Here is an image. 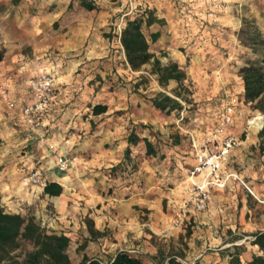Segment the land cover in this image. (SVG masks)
<instances>
[{"label":"crops","instance_id":"1","mask_svg":"<svg viewBox=\"0 0 264 264\" xmlns=\"http://www.w3.org/2000/svg\"><path fill=\"white\" fill-rule=\"evenodd\" d=\"M87 1L93 9L79 0H0V87L14 102L9 107L0 99V206L9 213L24 215L30 205L38 216L52 214L53 232L68 236L67 251L85 257V264L110 261L134 244L145 258L155 257L159 251L152 238L178 235L181 230H169L168 221L182 216L190 181H203L201 174L188 177L196 163L191 139L203 143L217 124V112L235 100L226 134L240 138V145L221 165L223 186L207 187L206 212L186 209L207 227L197 226L183 249L186 262L229 264L227 253L240 236L264 230V153L259 132L245 122L257 111L244 103L238 68L229 62L239 54L237 32L245 16L253 18L264 38V0L149 2L147 10L156 21L146 27L149 34L158 33L156 40H148L149 51L159 61L155 52H165L184 73L181 81L169 79L161 86L148 72L155 84L149 96L146 88L139 89L140 78L125 60L120 29L113 26L139 5ZM40 71L51 74L54 84L48 106L35 113L34 128L21 108L32 103L27 82ZM158 93L178 101L181 109H155L151 100ZM191 103L198 112L189 115ZM97 104L106 110L94 115ZM172 124L180 136L172 147L146 155L139 141L129 147L131 159L123 160L131 132L155 144L172 134ZM61 154L74 158L65 171L56 164ZM127 165L135 167L131 173L114 176L113 170ZM34 169L41 172L43 185L22 181ZM156 171L161 174L157 183ZM50 182L62 187L58 196L43 193ZM254 252L255 246L246 245L241 263Z\"/></svg>","mask_w":264,"mask_h":264},{"label":"trees","instance_id":"2","mask_svg":"<svg viewBox=\"0 0 264 264\" xmlns=\"http://www.w3.org/2000/svg\"><path fill=\"white\" fill-rule=\"evenodd\" d=\"M79 2L85 9L90 10L94 7L92 1L79 0ZM155 21L156 19L150 11H145L140 18L126 19L120 31L119 40L129 67L137 71L143 65H150L149 72L156 76L159 85L165 86L169 79L181 81L184 78V73L176 63L162 65L159 59L149 51V43L143 26H149ZM157 36L158 33H151V41L156 40ZM248 45L260 57L247 61L238 70L243 88L242 97L244 103H249L253 110L260 112L264 117V38L256 28H253ZM151 102L153 107L160 111L170 112L181 109V104L178 101L163 93L156 94ZM105 110V105L97 104L92 107L94 115L101 114ZM258 134L260 138L259 151L264 153V118L263 127ZM126 140L129 146L125 150L123 160L131 159L129 147L139 141L142 142L146 155H155L158 152L155 144L146 138L140 139L135 133L131 132ZM176 140L173 144L177 143ZM61 191L62 187L54 182L46 183L43 187V193L49 196H58ZM89 232L93 235L96 234L91 229ZM251 237L252 240H245L233 246V250L227 253L230 256L229 264H264V230L251 235ZM241 238L240 236L238 240ZM22 240L31 243L32 248L23 254L20 261H14L11 253L17 249ZM68 245L69 237L65 234L49 231L41 227L32 216L9 213L0 206V264L2 262H7V264H72L67 253ZM246 245L255 246L257 252L251 253L249 260L241 263L240 257ZM84 260L87 259L84 257ZM149 260L147 262L137 255L119 251L109 264H183L176 256L162 258L159 261L152 257ZM87 264L102 263L99 259H89Z\"/></svg>","mask_w":264,"mask_h":264},{"label":"built area","instance_id":"3","mask_svg":"<svg viewBox=\"0 0 264 264\" xmlns=\"http://www.w3.org/2000/svg\"><path fill=\"white\" fill-rule=\"evenodd\" d=\"M208 15H211V12H209ZM27 83L32 96V103L24 105L21 108V115L27 124L36 127L38 122L34 117L35 113L48 106L53 92L54 78L51 74L40 71L37 75L28 79ZM0 99L5 102L7 106L14 107V102L9 99L7 92L2 87H0ZM234 101L235 100H232L230 103L223 104L222 109L217 112V124L203 143L200 144L194 139H191L192 152L196 163L188 171V177L193 179L197 174H201L203 176V181L201 183L190 181L187 187V195L182 202V208L184 210L191 208L195 212L204 211L207 207L209 197L207 187L209 185L221 187L224 184L220 175L221 165L225 161L229 151L240 145V138L226 134V129L232 122L235 109ZM263 118V115L257 111L256 114L248 116L245 122L247 126L254 127L259 132L263 127ZM180 119H182V117H180ZM73 160V157L68 159L63 154L59 155L56 158L58 169L61 171L67 170ZM231 176L236 179V175ZM22 181L32 186L44 184L41 172L37 169L31 170L24 175ZM181 215L180 220L176 222L177 225L182 222L184 213ZM252 239L251 236H245L242 237L239 242L241 243L245 240ZM125 251L132 255L138 254L137 248ZM100 261L102 264L110 263V261ZM181 262L183 264H195V261L186 262L181 260Z\"/></svg>","mask_w":264,"mask_h":264},{"label":"rangeland","instance_id":"4","mask_svg":"<svg viewBox=\"0 0 264 264\" xmlns=\"http://www.w3.org/2000/svg\"><path fill=\"white\" fill-rule=\"evenodd\" d=\"M153 1V2H152ZM154 1L156 2L157 0H133V2L135 4H138V8L137 11L134 13H130L129 15H126L124 17H118V20L116 19L115 21H113L114 24V28L116 31H118L120 29H122V27L125 24L126 19H133V18H140L143 13L147 10V7L150 5L148 4L149 2L154 3ZM108 2L112 3L113 6H117L120 5V0H108ZM153 5V4H152ZM120 14H122V12H120ZM253 28H257V25L255 24L253 18H250L249 16H245L242 19V25L240 27V29L237 32V37L240 40V43L238 44L241 48L239 50V54H237V58H233L231 57V59L229 60V62L231 63V65H233L234 67L238 68V70L243 67L247 61L250 60H255L258 59L260 56L255 54L252 49L249 47L248 43H249V38L250 35L252 34ZM143 31L144 34L146 35L147 39L150 41V34H149V29L145 26H143ZM182 50H184V47L181 48ZM159 57H160V61L163 64H167L169 63V58H167V54L165 52H162L160 50H157L155 52ZM150 67L148 65L143 66L142 68L139 69V71L137 72V78H140V80L137 81V83L139 84V89L144 90L146 88V96L151 95L149 89L150 88H154L155 84L153 82V77L150 75L149 72ZM238 74V71H237ZM192 105L189 106V115L195 114L196 112H198V107H196V103H191ZM188 110V109H187ZM187 114V115H188ZM147 125V124H146ZM146 125H143L146 126ZM172 134H169V137H163V138H159L156 142H155V146L158 148V151H160V149L162 148H169L172 147L173 142L176 139H179L180 136H178L176 129L174 128V124H172ZM36 128V127H34ZM174 129V130H173ZM159 134V132H158ZM161 136V134H160ZM208 136V135H207ZM206 136V138H207ZM176 137V139H175ZM181 138H185L182 137ZM186 142V141H185ZM165 154L162 155V157H164ZM133 168H135L134 166L131 167L130 165L125 166V168L123 170H117V168L113 171L114 172V176H126V174H129L132 172ZM173 174V172H170V175ZM161 178V174L156 171L155 175H153V181H155L156 183L160 180ZM244 190V189H243ZM26 208V211H24V215H29L32 216L39 224L41 227H44L45 229L49 230V231H53L54 229L52 228V214H49L47 217H42V216H38L39 214H35V209L33 206L28 205ZM162 208L163 211L166 212L167 209V205L165 203H162ZM188 209V208H187ZM207 210V207L204 211L199 212L200 214H204ZM184 212V216L182 217V222L180 224H176L177 221L180 220V218H176L173 219L171 221H168V223H170L169 226V230H173V229H178L181 230L177 236H174L172 234H167L166 236H162L160 237L159 235L154 236L156 238H152V241L154 243V245L157 247V250L159 251L155 258L157 261H159L162 258H166L169 256H176L179 259L183 260V256L186 255V253L183 251V249L187 248V242L188 240L191 238V234L194 230H196L197 226L202 229V227H207V224H203V223H199L198 220H194L193 216H190L191 212L190 210L186 211L183 210ZM51 216V217H50ZM187 217H189L187 220L185 219ZM50 217V218H48ZM147 219V216L144 217V220ZM210 245H206V247ZM137 244H134V247H131L129 249L132 248H136ZM32 248L31 243H29L28 241H20L19 245L17 247V249L15 251H13L11 253V255L13 256L14 261H20L23 254L26 251H29ZM138 250H140V248L137 247ZM70 260L72 262V264H85V260L84 257L81 259L75 258L74 252L72 250L67 251ZM138 257H140L142 260L145 261H150L149 259L145 258L144 255L140 253L137 254ZM104 261V259L102 260ZM185 261V260H183ZM190 260H187V262ZM192 261V260H191ZM190 261V262H191ZM1 264H7V262H2Z\"/></svg>","mask_w":264,"mask_h":264}]
</instances>
